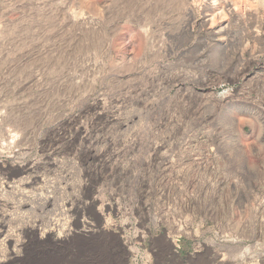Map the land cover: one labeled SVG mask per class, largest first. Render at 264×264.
<instances>
[{
  "label": "rangeland",
  "instance_id": "rangeland-1",
  "mask_svg": "<svg viewBox=\"0 0 264 264\" xmlns=\"http://www.w3.org/2000/svg\"><path fill=\"white\" fill-rule=\"evenodd\" d=\"M0 264H264V0H0Z\"/></svg>",
  "mask_w": 264,
  "mask_h": 264
},
{
  "label": "crops",
  "instance_id": "crops-1",
  "mask_svg": "<svg viewBox=\"0 0 264 264\" xmlns=\"http://www.w3.org/2000/svg\"><path fill=\"white\" fill-rule=\"evenodd\" d=\"M171 250V249H170ZM172 251V250H171Z\"/></svg>",
  "mask_w": 264,
  "mask_h": 264
}]
</instances>
